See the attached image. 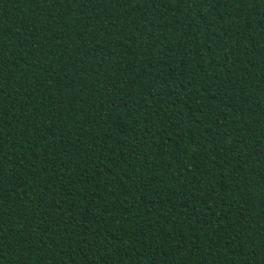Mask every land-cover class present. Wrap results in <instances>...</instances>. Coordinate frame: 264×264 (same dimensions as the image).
Returning a JSON list of instances; mask_svg holds the SVG:
<instances>
[{"label":"trees","instance_id":"obj_1","mask_svg":"<svg viewBox=\"0 0 264 264\" xmlns=\"http://www.w3.org/2000/svg\"><path fill=\"white\" fill-rule=\"evenodd\" d=\"M0 264H264V0H0Z\"/></svg>","mask_w":264,"mask_h":264}]
</instances>
